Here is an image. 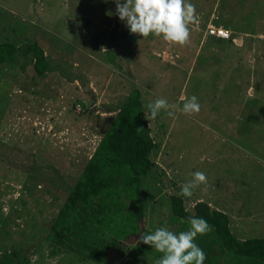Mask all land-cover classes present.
Returning <instances> with one entry per match:
<instances>
[{
  "label": "rangeland",
  "instance_id": "obj_1",
  "mask_svg": "<svg viewBox=\"0 0 264 264\" xmlns=\"http://www.w3.org/2000/svg\"><path fill=\"white\" fill-rule=\"evenodd\" d=\"M190 3L197 17L189 43L180 46L131 34L115 0H0V43L20 51L16 65L0 67V258L18 249L30 264H97L65 249L53 256L47 237L134 89L146 106L163 97L182 107L185 95L200 104L198 113L170 108L174 117L161 110L155 119L145 106L157 144V167L143 186L145 234L159 227L181 232L170 219L173 195L189 211L201 201L224 207L239 237L250 232L243 216L250 215L251 198L244 193L254 184L251 175H264V164L244 144L251 146L254 136L247 135L257 132L264 150V0ZM212 29L230 36L211 35ZM34 42L51 63L43 78L24 55ZM196 171L206 174L207 186L181 196ZM149 246L139 237L115 264H155L142 252Z\"/></svg>",
  "mask_w": 264,
  "mask_h": 264
},
{
  "label": "trees",
  "instance_id": "obj_2",
  "mask_svg": "<svg viewBox=\"0 0 264 264\" xmlns=\"http://www.w3.org/2000/svg\"><path fill=\"white\" fill-rule=\"evenodd\" d=\"M19 54L15 44L0 43V67L16 65ZM24 55L41 78L47 75L51 63L38 42L27 46ZM145 106L139 89L120 106L51 227L47 238L54 246L53 256L65 249L97 264H115L119 255L136 246V240L145 234L144 180L157 167L152 159L157 144ZM141 127L144 131L138 133L136 129ZM192 216L205 219L213 229L195 241L206 254L204 264H264V236L240 240L227 213L204 201L189 211L184 199L173 195L171 222L184 221L180 230L185 231ZM142 252L157 259L163 255L151 246ZM0 264H30V259L13 249L2 254Z\"/></svg>",
  "mask_w": 264,
  "mask_h": 264
},
{
  "label": "clouds",
  "instance_id": "obj_3",
  "mask_svg": "<svg viewBox=\"0 0 264 264\" xmlns=\"http://www.w3.org/2000/svg\"><path fill=\"white\" fill-rule=\"evenodd\" d=\"M116 15L130 30L131 34L146 38L150 35L162 37L171 44L184 46L189 43L191 30L189 25L196 20L195 5L190 0H115ZM111 15V13H108ZM101 50L107 51L102 48ZM180 105H170L168 100L159 97L146 107L150 116L155 119L165 110L167 115L174 117L170 108H177L183 114L191 115L200 111L198 98L193 95L180 97ZM137 132L144 129L137 128ZM207 176L204 172L192 173V179L181 187L180 195L190 198L194 190L201 185L207 186ZM202 190H206V187ZM184 223V221H181ZM189 227L185 231L175 233L167 227H159L151 234H142L140 242L150 245L162 253L155 264H204L205 252L195 242L198 236L211 232L212 226L200 217L192 216L187 221Z\"/></svg>",
  "mask_w": 264,
  "mask_h": 264
},
{
  "label": "crops",
  "instance_id": "obj_4",
  "mask_svg": "<svg viewBox=\"0 0 264 264\" xmlns=\"http://www.w3.org/2000/svg\"><path fill=\"white\" fill-rule=\"evenodd\" d=\"M253 99H255L257 101L260 100V99L253 98V97L250 100H253ZM260 113H261V110L258 111V113L256 112L255 115H260ZM250 130L253 131L254 129L252 127H250ZM257 134L259 135V133H257V132H254V133L252 132V133L248 134L247 136L249 137V135H250V137H253V136L256 137ZM262 136H263V132L261 131L260 138H262ZM254 137L252 139V141H254V142L251 143V146L247 145V144H244V145L246 147L247 146L251 147L249 149L250 150L249 153L252 155V157H254L253 161L258 162L259 165H262V164H264V150L259 148L260 146L258 143H255L256 141H259V140H255ZM258 138H259V136H258ZM262 140H264V139H262ZM259 172L263 174L264 173L263 168H260ZM251 176H252V183H254V184H253V186L249 192L244 193L246 196L250 195V198H251V200H250V204H251L250 207L251 208L247 212V214L249 213L250 215L249 216L248 215L243 216V217L249 218L248 224L250 225L249 227H251V230H250V232H247L244 235V237H239L238 234L234 231V225H233L234 219L232 217L233 214H231V212H227L224 209V207L219 208L217 205H216V207L211 205L213 208L217 209L218 211L225 212L230 216L232 230H233L234 234L236 235V237L240 240H246V239H250V238H260V237L264 236V187L260 189V182L262 180H264V175H251ZM240 201H238V203ZM239 216H240V218L242 217L241 215H239ZM244 226L245 225H243V227ZM246 227H248V226H246Z\"/></svg>",
  "mask_w": 264,
  "mask_h": 264
},
{
  "label": "built area",
  "instance_id": "obj_5",
  "mask_svg": "<svg viewBox=\"0 0 264 264\" xmlns=\"http://www.w3.org/2000/svg\"><path fill=\"white\" fill-rule=\"evenodd\" d=\"M210 34L215 35V36L220 37V38H229V36H230V34L223 29H212L210 31Z\"/></svg>",
  "mask_w": 264,
  "mask_h": 264
}]
</instances>
